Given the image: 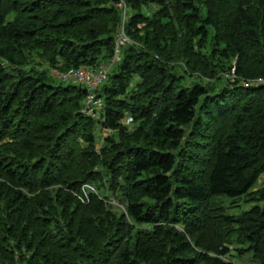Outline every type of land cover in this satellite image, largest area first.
<instances>
[{"label":"trees","instance_id":"trees-1","mask_svg":"<svg viewBox=\"0 0 264 264\" xmlns=\"http://www.w3.org/2000/svg\"><path fill=\"white\" fill-rule=\"evenodd\" d=\"M116 1L0 0V264H264V0H124L92 118L48 69L110 64Z\"/></svg>","mask_w":264,"mask_h":264},{"label":"rangeland","instance_id":"rangeland-1","mask_svg":"<svg viewBox=\"0 0 264 264\" xmlns=\"http://www.w3.org/2000/svg\"><path fill=\"white\" fill-rule=\"evenodd\" d=\"M115 6L119 9L120 15H121V22L119 25V31H118L116 39H115V44H116V42L120 43V46H119V56H120V49L123 48L126 44L131 42V40L125 34V22L127 21V18L130 14V9L124 0H117L115 2ZM155 8H156L155 5H151L150 7L145 9L144 12L146 14H150L151 11H153ZM120 36H125L127 39L124 42H121ZM48 71L54 80L61 81L57 75V72H62V71L57 70V69H53V68L48 69ZM234 72H235V67H233L231 69V72L229 75L225 74V76L231 78V75L234 74ZM122 122L127 128H130V129L133 128L132 118L128 114L124 117ZM94 132H95V135L97 138L96 148L98 149L103 144V138L106 135H109L110 132L106 129H101L100 126H98V125L96 126ZM262 185H264V175H262L257 180V183L254 186V189H256ZM81 190L83 192V196L80 195L77 197L80 200V202H82L83 204L88 202V199H89L88 192H93V193L98 194V196H101V198L103 196H105V198H106L105 203L107 205L112 204V206H114L113 207L114 209H120L123 206L122 203H120L117 200V198L115 197V195H113L111 192L106 191V190L96 189V187L92 184L84 183L81 187ZM232 199L233 198H226V197L220 198L222 205L225 207L226 212L229 215H238V214L242 213L244 210H247L248 208H250V206L252 205V203H250V202H245L244 198H238L235 200H232ZM230 245L233 246V243H231ZM236 247H237V245H236ZM224 259L231 260L234 264H259L252 257L251 252H245L244 254L239 255V254H236L235 251H232L231 254L227 255Z\"/></svg>","mask_w":264,"mask_h":264},{"label":"built area","instance_id":"built-area-1","mask_svg":"<svg viewBox=\"0 0 264 264\" xmlns=\"http://www.w3.org/2000/svg\"><path fill=\"white\" fill-rule=\"evenodd\" d=\"M127 38L120 36V41L124 42ZM120 43L115 44V51L110 64H101L98 66H79L69 68L62 72H57L61 81H69L76 84H82L86 87L87 93L83 100L82 112L92 118H99L102 108V101L96 96V89L106 78L110 65L119 60Z\"/></svg>","mask_w":264,"mask_h":264}]
</instances>
